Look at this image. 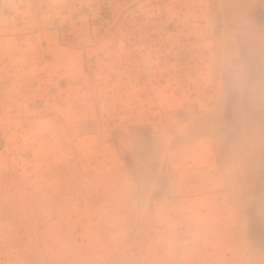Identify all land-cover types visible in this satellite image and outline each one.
Returning <instances> with one entry per match:
<instances>
[{"label":"rangeland","instance_id":"rangeland-1","mask_svg":"<svg viewBox=\"0 0 264 264\" xmlns=\"http://www.w3.org/2000/svg\"><path fill=\"white\" fill-rule=\"evenodd\" d=\"M0 264H264V0H0Z\"/></svg>","mask_w":264,"mask_h":264}]
</instances>
